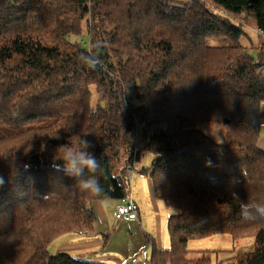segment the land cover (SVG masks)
<instances>
[{"label":"trees","instance_id":"1","mask_svg":"<svg viewBox=\"0 0 264 264\" xmlns=\"http://www.w3.org/2000/svg\"><path fill=\"white\" fill-rule=\"evenodd\" d=\"M88 15L90 52L77 41ZM240 15L264 36V0H0V126L17 128L0 135V264H90L49 246L93 229L94 201L128 195L137 133L155 156L144 173L178 211L153 264H207V250L190 258L187 246L219 234L254 248L217 264H264V215L249 212L264 204V42L234 23ZM72 136L93 145L99 196L58 169Z\"/></svg>","mask_w":264,"mask_h":264},{"label":"crops","instance_id":"2","mask_svg":"<svg viewBox=\"0 0 264 264\" xmlns=\"http://www.w3.org/2000/svg\"><path fill=\"white\" fill-rule=\"evenodd\" d=\"M259 128V148L264 151V120L257 124ZM145 158L143 166L137 162V172L130 178V191L138 205V220H117L115 217L118 200H98L92 204L96 220L91 230H74L57 237L50 245L51 252L68 253L78 260L90 264H128L129 257L140 254V257H151L152 248L158 250L169 249L171 246L168 233L170 219L169 206L157 197L152 179L147 173H140V169H149L152 165V156L149 152H143ZM170 216V217H169ZM134 222L141 227V233L145 235L146 247L137 244L132 245L129 252L118 241L120 235L130 240L132 234L125 235L121 229L122 224L128 227Z\"/></svg>","mask_w":264,"mask_h":264},{"label":"rangeland","instance_id":"3","mask_svg":"<svg viewBox=\"0 0 264 264\" xmlns=\"http://www.w3.org/2000/svg\"><path fill=\"white\" fill-rule=\"evenodd\" d=\"M173 1L175 3L183 4V3H187L188 0H173ZM213 9H214V7H213ZM215 11H218V13L219 12L223 13L220 9L215 8ZM233 19H234L233 20L234 23H236V24L239 23L242 25L243 30L246 32L249 39L254 43V45L256 47L259 46L262 42H264V36L260 32H258V30L256 29V23H255L254 19H252L251 17L246 16V15L236 16V17H233ZM91 24H92L91 16L88 15L85 17V19L82 22L81 39L80 40L77 39V41L80 44H83V46L87 50H89V52H90L91 47H92V35L90 33V30H89V27L91 26ZM73 41H76V39H73ZM244 42L247 43L246 40H244ZM252 54L254 56H257L258 55L257 50H252ZM91 91H92V104H93V106H96L97 102L99 101V95L97 93V88L95 86H91ZM131 104H133L134 106H138L140 103H138L135 100H132ZM263 112H264V106H263ZM14 132H17L16 127L0 126V135H7L10 133H14ZM205 132L210 136V138H212L218 144H223V143L229 142L227 133L221 131L220 128L217 129L215 127H209L205 130ZM140 141L141 140L139 137V133H137L135 136V139H134V145H135V152L136 153L141 151V153H140L141 160L139 163V166L141 167L144 165V162H145V158L142 154H143V152H148V151L142 150L143 146L140 144ZM151 156H152V160L155 159L154 155L151 154ZM138 161L139 160L130 163V168L128 169V171L130 172V174L128 176L129 181H130L132 174L134 172L135 173L137 172L136 169H137V162ZM152 163H153V161H152ZM141 172L144 173V171L140 169V173ZM92 204L94 205V202ZM169 209H170V216L178 213V211H176L170 207H169ZM251 219L254 220V218H251ZM121 229L123 230V232L127 236H129V232H131V234H132L130 240L127 239V237L123 236V235H120V237L118 239V241L120 240V242H122L123 248L126 250V252H129L131 246L135 245V244H137L139 246L146 247V243H145L146 238H145V235L140 232L141 227L139 225H136L134 222H131L129 227L127 224H122ZM187 247L189 250L197 251V252L191 253L189 255L190 258L201 257L202 255H199V250H207L208 252H206V257L211 258L210 262L207 264H217V261H220L222 259H226V258H228V256L232 255V252H229V251H233V249L235 250L234 252H239V251L242 252V251L252 250L254 248V239L251 237L250 238H243V239L239 240L238 242L233 243V240H232L230 235L219 234V235L209 237L206 239L191 241V242H189ZM50 249H51V247L49 246V250ZM213 251H222V252H220L219 254H215V253H212ZM50 252H51V250H50Z\"/></svg>","mask_w":264,"mask_h":264},{"label":"clouds","instance_id":"4","mask_svg":"<svg viewBox=\"0 0 264 264\" xmlns=\"http://www.w3.org/2000/svg\"><path fill=\"white\" fill-rule=\"evenodd\" d=\"M93 147L87 140L79 136H72L68 142L61 145L56 150V159L62 161L58 166L59 170L64 171L70 176L80 177L77 186L93 196H99L102 188L97 177L100 171L99 160L90 151ZM86 173L90 175H86ZM242 208L245 207L241 202ZM249 212L254 215H264V204H259L249 208Z\"/></svg>","mask_w":264,"mask_h":264},{"label":"built area","instance_id":"5","mask_svg":"<svg viewBox=\"0 0 264 264\" xmlns=\"http://www.w3.org/2000/svg\"><path fill=\"white\" fill-rule=\"evenodd\" d=\"M138 205L135 202L131 191L128 195L120 200L119 205L115 210V217L117 220L129 219L133 221L138 220ZM128 264H153L151 257H140V254H136L129 257Z\"/></svg>","mask_w":264,"mask_h":264}]
</instances>
